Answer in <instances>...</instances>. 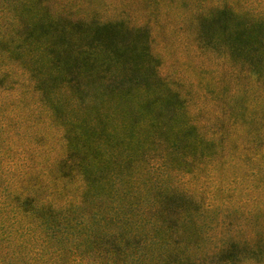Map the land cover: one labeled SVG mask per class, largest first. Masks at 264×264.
<instances>
[{
  "label": "trees",
  "instance_id": "trees-1",
  "mask_svg": "<svg viewBox=\"0 0 264 264\" xmlns=\"http://www.w3.org/2000/svg\"><path fill=\"white\" fill-rule=\"evenodd\" d=\"M197 1L134 0L133 9L123 11L129 18L137 14L128 30L139 36L130 39L107 22H96L84 38L81 28L90 21L65 5L68 0H0V264H264V79L253 75L251 101H238L242 89L229 88L205 121L200 109L207 105L190 116V96L155 69L156 29L165 33L164 17L173 15L185 29V15L207 3ZM110 62L121 71L110 85L78 84L81 75L92 80L107 73ZM134 86L152 91L151 101L161 97L166 117L187 113L174 149L191 139L223 156L239 148L243 160L254 163L259 189L247 224L225 228L233 218L226 215L204 229L202 214L179 210L174 198L146 197L139 183L130 198L132 190L93 176L96 123L90 118L85 128L75 119L107 91ZM89 138V152L81 151L80 142ZM74 178L79 182L72 184ZM191 224L198 228L187 229Z\"/></svg>",
  "mask_w": 264,
  "mask_h": 264
},
{
  "label": "rangeland",
  "instance_id": "rangeland-1",
  "mask_svg": "<svg viewBox=\"0 0 264 264\" xmlns=\"http://www.w3.org/2000/svg\"><path fill=\"white\" fill-rule=\"evenodd\" d=\"M133 1L68 0L64 4L76 7L83 19L90 21L81 28L84 38L96 22H107L132 39L138 38L139 34L130 32L128 26L134 27L131 21L137 14L129 18L123 11H131ZM206 2L205 6L194 5L196 11L185 15V29L176 26L179 25L176 16L164 17L168 30L164 33L162 29H156L152 41L160 53L156 72L173 89L190 96V116L199 113L197 110L201 105H207V109H200V118L205 121L214 115L213 104H220V100L227 97L229 88L234 91L242 89V94H237L238 101H251L256 86L253 79H264V0ZM223 4L228 7H220ZM142 5H137L136 11H140ZM180 6L184 8V5ZM216 6L219 8L214 9ZM188 8H184L186 13ZM122 17H127V21ZM106 67L109 68L107 73H94L92 80L81 75L78 84L87 89H104L121 73L111 62ZM248 69L252 75L246 73ZM106 93L103 99L91 104V111L80 113L75 119L77 124L83 122L85 128L90 118L96 123L93 130L99 135L80 142V149L89 152L91 139L99 137L100 150L89 157L91 171L98 182L106 184L111 181L132 190L130 198L134 197L132 187L136 189V183L141 184L146 197L163 202L174 198L179 210L202 214L204 229L208 228L206 222L226 215L227 219L233 218L225 228L235 227L239 221L247 224L249 210L257 205L259 180L253 172L254 163L241 157L242 150L235 148L223 156V152L212 145L190 144L191 139L180 149H174V141L182 139L181 128L187 120V113L177 110L166 117L165 103L159 100L161 97L151 101L155 94L152 91L147 93L139 86L126 93L117 90ZM263 100L264 96V103ZM209 104L212 105L208 107ZM79 180L74 178L71 183L76 184ZM134 193L139 195L138 191ZM189 228L198 227L191 224ZM187 234L190 240H196L192 234ZM201 243L206 245L208 242Z\"/></svg>",
  "mask_w": 264,
  "mask_h": 264
}]
</instances>
